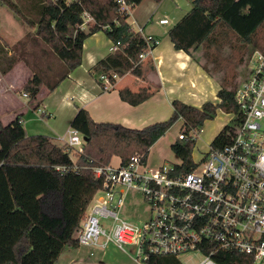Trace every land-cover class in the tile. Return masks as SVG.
Masks as SVG:
<instances>
[{"label": "trees", "instance_id": "1", "mask_svg": "<svg viewBox=\"0 0 264 264\" xmlns=\"http://www.w3.org/2000/svg\"><path fill=\"white\" fill-rule=\"evenodd\" d=\"M16 1L1 0V3L35 28L33 38L46 45V49H42L43 55L52 59H55L52 55L56 56L59 61L54 67L56 62L50 60L43 70L35 68L40 67L38 63L31 62L32 75L21 87L29 99H36L43 85L53 90L79 66L84 40L99 30L120 42L114 52L98 60L93 67L106 75L110 83L139 60L142 45L130 55L125 52L133 44L134 33L126 21L128 14L119 11L116 0ZM189 1L191 8L168 31L176 49L189 54L204 47V55L208 56L207 50L214 45L238 42L244 47L257 46L253 36L264 25V0ZM125 2L131 3L130 0ZM87 16L92 21H86ZM24 46L21 42L12 47L16 55H1V74H5L18 59L29 63ZM0 49L3 52L4 48L0 46ZM212 63L214 68L218 66L217 56ZM207 64L203 67L209 71ZM43 71L44 75L41 74ZM47 72L56 74L53 80L48 79ZM225 80L226 77L222 78L217 91L218 101H207L194 109L191 117L184 121V131L200 129L205 120L216 116L218 110L239 114L234 97L237 88L232 84L236 82L235 76L230 82ZM178 118L179 113L173 111L165 121L134 129L119 123L95 122L84 108L79 107L70 120V127L75 128L84 140L83 153L76 160L81 167L65 171L56 169V166L72 164L64 146L54 143L47 135L28 134L19 116L7 124L0 121V264H55L65 247L77 246L80 221L93 194L102 185L101 177H95L90 167L108 164L112 156H118L121 165L135 153H141L145 158L148 145ZM194 143L182 139L171 143V150L180 158L178 164H173L174 173L185 174L195 167L191 159ZM213 258L219 264H253L249 255L238 252L220 251ZM147 264L182 263L174 255L152 254Z\"/></svg>", "mask_w": 264, "mask_h": 264}, {"label": "built area", "instance_id": "2", "mask_svg": "<svg viewBox=\"0 0 264 264\" xmlns=\"http://www.w3.org/2000/svg\"><path fill=\"white\" fill-rule=\"evenodd\" d=\"M116 1L119 11L128 13L125 0ZM86 21L92 18L87 16ZM167 22V17L157 21ZM154 42L146 45L139 59ZM119 44L113 41L109 50L114 52ZM250 63L234 95L238 130L220 145L209 144L192 170L174 173L173 164L165 163L151 167L141 153L133 154L125 165L109 162L90 167L102 185L80 221L78 245L112 244L137 264H147L152 254L177 257L181 253L200 254L197 264H219L213 256L220 251L247 254L253 264H264V54L255 50ZM200 129L181 130L177 139L196 141ZM56 140L72 160L70 166L56 169H79L81 134L69 127ZM131 192L148 205V216L137 223L122 216Z\"/></svg>", "mask_w": 264, "mask_h": 264}, {"label": "crops", "instance_id": "3", "mask_svg": "<svg viewBox=\"0 0 264 264\" xmlns=\"http://www.w3.org/2000/svg\"><path fill=\"white\" fill-rule=\"evenodd\" d=\"M130 1L126 21L129 23L128 18H131L132 25L135 24L136 28L129 23L134 37L132 46L125 52L130 55L141 45L143 51L147 44L155 40L149 53L139 59L125 74L116 77L115 81L110 83L106 75L107 81L101 77L103 74L93 70L98 60L112 53L109 47L113 40L104 31L99 30L84 40L80 65L68 73L53 90L50 91L46 85H43L34 100L24 96L23 91L21 93L25 98L23 100L11 93L13 104L10 106L8 120L4 123L0 118L1 123L7 124L19 116L23 124L25 120L22 116L25 113L28 123L38 121L36 117L42 120L43 116L47 118L44 125L42 124L45 132L39 133L49 136L58 144L56 136L64 134L70 127V120L79 107L84 108L95 122L119 123L128 128L140 129L167 120L173 111L179 113L178 119L187 121L194 109L200 108L203 103L207 101L216 103L222 77L218 78L212 75L210 70L204 69V52H206L204 47L192 50L188 54L182 49H176L168 34L169 29L191 8V3H186L184 6L175 3L176 9L183 12L178 13L171 24L167 13L161 14L154 23L150 22L157 3H143L146 0ZM163 17H167L168 22L157 23L158 19ZM167 24L170 26L166 27ZM138 28H141V31H138ZM0 44L1 47L4 46L1 40ZM4 50H2L4 53L0 52V57L5 54L7 57L15 54L11 48ZM207 54L210 55L208 50ZM28 64L24 59H18L5 74L0 73L3 94H8L10 90H21L22 85L32 75L31 62L29 61ZM47 64L46 62L45 66ZM234 76L237 79L236 73ZM39 111H41L40 117H38ZM187 111L192 112L188 118H185ZM223 115L231 114L217 111L216 116ZM203 130L202 125L199 132L200 140ZM35 131L40 130L35 129ZM162 138L163 134L152 141L148 145V152L151 145L157 144ZM208 145L207 143L206 147ZM113 160L118 162L117 165L120 163L118 156H112L110 162ZM107 246L65 247L55 264H103V252ZM112 246L115 248L114 245ZM92 257L94 259H91Z\"/></svg>", "mask_w": 264, "mask_h": 264}, {"label": "rangeland", "instance_id": "4", "mask_svg": "<svg viewBox=\"0 0 264 264\" xmlns=\"http://www.w3.org/2000/svg\"><path fill=\"white\" fill-rule=\"evenodd\" d=\"M143 3H157V7L153 11L152 19L150 22L154 23L161 14L167 13L169 18L171 19L172 24L174 18H177V14L183 12L179 9H176L175 3H179V6H184V4L190 3V1L146 0ZM20 9L24 11L22 8ZM128 21L132 25L131 18H128ZM133 26L136 28L135 24H133L132 27ZM165 26L168 27L170 26V24H167ZM34 31L35 28L30 27L25 22H23L7 6H4L0 0V40L4 45V51H7V49L9 48L12 49L14 45L24 42V49H26L28 53V60L32 63H38L40 67L35 66V68L43 70L45 63H48L53 59L50 57H45L47 56V54L43 55L42 49H46V45L42 41H38L36 38H32L34 37ZM22 34H24V36H22ZM253 38L255 43H257V46L251 44L244 47L238 42H232L231 45H214L210 47V50L208 49L210 55L204 56V63L205 65L209 63L207 64V66L211 74L217 76L218 78L226 77L225 82H230L232 80V77L236 73V82H232V84H234V86H236L235 88H237L239 86V83L242 81V79L245 77V74L251 67L250 60L253 51L258 50L260 52H263L264 25L258 28ZM15 40L17 41L15 42ZM215 56L218 57L219 63L218 66H215L214 68L212 61ZM52 57H55L53 61L56 62V66L54 67H57L59 61L56 60V56L52 55ZM216 68H219L220 70H216ZM41 74L44 75V71L41 72ZM47 74L49 75L48 79L50 80H53V76L56 75L55 73L50 72H47ZM1 90L2 87L0 86V118L5 123L8 120L10 106L13 104V100L10 97L11 93H14L21 100L25 98L21 95L22 91L20 89L10 90L8 94H3ZM191 112L192 111H187L184 117L188 118ZM27 118V114H23L22 119L25 120L23 125L25 126L28 134H40L39 132H45L42 126L44 125V122L47 121V118L42 116L41 120L36 117L38 121L35 120L29 123L27 122ZM218 124L219 126H217ZM239 124V114L223 115L222 117L215 116L213 119H208L207 121H205L204 124H202L204 130L201 134V140L200 137L197 138L191 151V159L193 160V162L199 161L201 153H204L206 149L207 143L212 145H220L223 142L228 141L231 136L238 130ZM33 128L40 131H35V129ZM184 129L185 125L182 119H178L177 121L173 122L164 132L163 138L157 144L151 145L149 152L145 157L146 163L151 167L154 165H159L161 163H165L167 165L178 164L180 162V158L171 150L170 145L177 139L179 131ZM72 157L75 158L74 156ZM147 160H149V162L151 163L149 164ZM117 163L118 162L116 160H113L111 162V164L113 165H117ZM122 216H127L128 221L137 223L148 216V205L143 202V200H141V197L138 193L131 192L127 197L125 207L122 211ZM108 246L107 249L103 252V264H137L122 250L116 247L114 248L112 244H109ZM91 259L94 258L92 257ZM177 259L182 264H197L201 259V255L181 253L177 256Z\"/></svg>", "mask_w": 264, "mask_h": 264}]
</instances>
